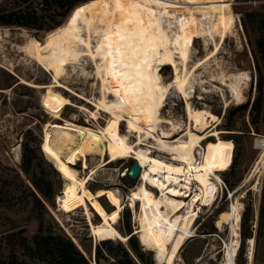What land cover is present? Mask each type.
<instances>
[{
  "label": "bare ground",
  "instance_id": "obj_1",
  "mask_svg": "<svg viewBox=\"0 0 264 264\" xmlns=\"http://www.w3.org/2000/svg\"><path fill=\"white\" fill-rule=\"evenodd\" d=\"M108 1L110 7L106 15L97 13L88 15L82 18L83 20L72 16L60 27L48 32L44 43L30 39L22 47L26 56L39 66L47 65L44 60L54 48L58 51L54 62L47 61L48 66L54 70L52 84L27 85L49 90L42 99V107L52 115L54 121L59 120L60 112L66 108L68 102L53 88L61 87L59 80L68 66L71 68L81 59H86L94 67V75L104 90L108 88L116 97L129 99L135 117L126 119L127 125L130 132L139 133V146L135 147L128 141L127 135L120 133L124 116L119 110L108 105L104 94L94 104L99 111L110 114L104 131L107 139V161L90 169L85 177L73 166L72 159L86 144L89 132L95 131L88 126L55 128V141L49 142L46 134L40 147L41 152L64 181V187L56 198L59 211L71 214L82 208L95 240L100 237L110 241L118 239L120 242H127L128 236L122 235L115 227L123 209L122 199L115 185L117 180L102 178V172L110 171L108 167L119 160L132 158L138 162L141 174L137 181L140 184L129 196L132 207L136 201L140 204L137 221L139 227L135 233L139 235L144 249L154 253L156 264H176L187 240L194 237L192 226L197 214L203 206L214 203L219 184L222 183L219 173L231 168L234 153V142L221 137L224 131L213 127L199 134L193 129L194 123L198 124L193 106V93L198 84L196 72L205 64L202 60L189 67L193 41L202 37L207 44L209 39L215 42V36L219 37L214 50L206 57L207 62L209 58L219 54L221 43L233 32L235 15L230 0ZM82 4H99V1ZM170 66L174 68V77L164 91L171 87L176 94L181 95L186 103L187 121L184 125L168 117L158 116L153 124L151 122L150 128L140 111L146 106L150 96L163 89L164 82L159 71L162 67ZM210 78L218 80L228 89L230 100L226 101V109L229 107V101L238 104L246 101V87L249 86L248 81L251 78L247 74L235 75L221 71L212 74ZM92 116L97 119L96 114ZM163 124L169 128L165 130ZM52 125L49 123L47 127ZM141 134L145 139H153L156 143L154 150H159L164 156H170V162L152 155L153 152L149 151L152 148L150 142H147L150 146L146 144L148 148L144 149ZM209 138L215 140L208 142L200 154L201 162L197 163V151L201 150L202 143ZM255 148L260 154L238 189L249 185L251 191L258 194L264 175V138L256 139ZM20 158L17 154L15 161H20ZM97 172L102 173L100 183L106 184L108 188L93 194L88 190L87 184L94 181ZM155 189H158L159 196H155ZM238 189L230 191V197H233ZM103 196L113 207L111 211H107L99 202V198ZM185 207L187 210L185 209L183 214ZM242 211L240 203L232 204V241L226 243L224 264H236ZM93 214L100 219L98 225L93 223ZM254 246V240H249L247 264H253ZM77 247L85 253L80 244H77ZM92 264L95 263L92 261Z\"/></svg>",
  "mask_w": 264,
  "mask_h": 264
},
{
  "label": "rangeland",
  "instance_id": "obj_2",
  "mask_svg": "<svg viewBox=\"0 0 264 264\" xmlns=\"http://www.w3.org/2000/svg\"><path fill=\"white\" fill-rule=\"evenodd\" d=\"M98 1L99 4H86L85 6L79 4L76 7L77 10L75 8L68 18L78 16L83 20L82 18L97 13L106 15L110 7L109 1ZM118 1L123 2L124 0ZM230 1L235 15L233 32L221 43L219 54L209 58L207 62L205 61L206 57L214 50L215 43L219 42V37L215 36V42L208 38L207 44L204 38H195L189 67L202 60L205 62L196 72L198 84L195 93H193V106L197 113L198 124L194 123L193 129L199 134L209 131L213 127L224 131L221 137L234 142V165L226 172L219 173L222 183L219 184L216 199L209 206H203L197 214L192 226L194 237L187 240L176 264H224L226 243L232 241L230 212L232 204L236 202L243 207L242 216L248 209L252 213L244 231L248 235L247 239H243L240 225V245L236 264H247L249 240H254L255 245L253 264H264V219L260 217L261 205L264 201V175L261 180L260 193L251 191L249 185L238 189L260 154V151L255 148L256 139L264 138V102L261 116L256 125L253 124V115L251 114L253 102L259 93L257 84L261 78H263L264 96V0ZM78 12L81 15H78ZM46 38L47 34L42 35L35 30L18 27L0 28V258L9 261L14 256L18 263L46 264L36 257H29L22 249L14 250L7 244L9 234L20 232L27 239L29 246L33 248L35 237L42 231L44 234L70 239L76 246L80 244L87 258L92 261L95 246L105 239L99 237L95 240L82 208L71 214H63L59 211L56 198L64 187V181L44 158L40 148L41 144L46 134L49 142L55 141L54 136L57 128L65 129L71 125L80 128L88 126L95 131L89 132L86 144L72 159L73 166L82 177H85L90 169L107 161V139L104 131L110 114L99 111L94 104L104 94L108 105L112 109L119 110L118 112L124 116V120L121 121L120 133L127 135L128 141L135 147L139 146L140 135L136 131L130 132L128 129L126 119L135 117L129 99L116 97L108 88L104 90L101 82L94 75V67L86 59H81L79 63L73 65L74 67L66 68L65 74L59 80L61 87L54 84L56 87L53 90L60 93L68 104L60 112L61 119L55 121L52 119V115L42 107V99L49 90L44 87L37 89L27 84L38 86L52 84L54 70L50 65L48 66L47 61L54 62L58 51L54 48L52 53L47 56L48 58L44 60L47 65L39 66L28 58L22 49L30 39L42 44ZM221 71L235 75L245 73L249 78L251 77L248 81L250 82L249 86L246 87L247 99L244 103L238 104L229 101V107L226 109V101L230 100L228 89L222 86L218 80L210 78L212 74ZM159 72L164 82L163 89L156 91L148 98V103L140 111L141 116L150 128H152L155 117L158 116L168 117L185 125L187 112L184 99L182 100L181 95L176 94L171 87L164 91V88L170 85L174 77V68L172 66L162 67ZM98 112L99 114H97ZM93 114L97 115V119L93 118ZM49 123L53 125L47 127ZM162 127L165 130L169 128L165 124ZM158 132L161 134L160 130ZM143 138L141 142L144 149L151 145L152 148L149 151L153 152L152 155L170 162V156H164L160 154L159 150H154L156 143L153 139H145L144 136ZM214 140V138H209L202 143L201 150L197 151V163L201 162L200 154L203 153L208 142ZM147 142H150V145ZM25 144L39 151L42 167L56 193L53 201L47 204V210L42 213L33 207L31 195L27 189V186H30L29 178L21 170ZM17 154L21 157L20 161H15ZM132 163V158L114 162L108 167L111 172L105 171L102 172L103 174L97 172L94 181L87 184L88 190L96 194L108 188L106 184L100 183L101 174L102 178L117 180L115 185L118 187L123 209L115 227L124 236H127L125 233L127 214L130 216L129 223L134 235L139 227L137 221L140 204L136 201L132 207L129 201V196L140 184L139 181H132L128 176L127 172ZM123 172L126 175H123ZM224 177L230 182L231 188L225 182ZM237 189L238 191L234 193L233 197H230L229 192H234ZM153 191L155 196L160 195L158 189ZM99 202L107 211L113 209L106 197L99 198ZM195 207L198 211L196 205ZM185 209L186 207L182 210L183 214L187 210ZM92 219L95 225L100 223V219L95 214ZM211 223H213L214 230L209 229ZM135 236L140 247L146 253L147 264H156L154 253L146 251L141 244L139 235ZM112 241L115 245L121 243L125 248L128 247L127 242H120L118 239H112Z\"/></svg>",
  "mask_w": 264,
  "mask_h": 264
},
{
  "label": "trees",
  "instance_id": "obj_3",
  "mask_svg": "<svg viewBox=\"0 0 264 264\" xmlns=\"http://www.w3.org/2000/svg\"><path fill=\"white\" fill-rule=\"evenodd\" d=\"M89 1L96 0H0V28L18 27L35 30L44 35L60 27L79 4ZM257 88L259 93L251 110L254 125L261 116L264 102L263 78L260 79ZM22 159L21 170L29 178L30 186H27V189L31 195L33 207L39 213L45 212L47 204L53 201L56 193L42 167L39 151L25 144ZM224 179L231 188L227 178L224 177ZM251 216L250 209L242 216L243 239L248 238L244 231ZM260 217L264 219V201L261 205ZM129 218L127 214L125 233L128 236V247L125 248L121 243L115 245L110 240H102L95 246V264H147L146 253L133 234ZM209 227L210 230H214L213 223ZM7 244L14 250L22 249L29 257H36L46 264H92L91 259L86 258L70 239L44 234L42 231L35 237L33 248L29 246L27 239L20 232L9 234ZM0 264L24 263H18L13 256L9 261L0 258Z\"/></svg>",
  "mask_w": 264,
  "mask_h": 264
},
{
  "label": "water",
  "instance_id": "obj_4",
  "mask_svg": "<svg viewBox=\"0 0 264 264\" xmlns=\"http://www.w3.org/2000/svg\"><path fill=\"white\" fill-rule=\"evenodd\" d=\"M127 173H128V176L131 178L132 181H137L138 178H139V176H140V174H141V168H140L138 162L133 161L132 166L130 167V169L128 170ZM123 175H126V173L123 172ZM83 255L87 258V256L85 255V253H83ZM92 261L95 263V256L94 255L92 257Z\"/></svg>",
  "mask_w": 264,
  "mask_h": 264
},
{
  "label": "built area",
  "instance_id": "obj_5",
  "mask_svg": "<svg viewBox=\"0 0 264 264\" xmlns=\"http://www.w3.org/2000/svg\"><path fill=\"white\" fill-rule=\"evenodd\" d=\"M248 262V261H247Z\"/></svg>",
  "mask_w": 264,
  "mask_h": 264
}]
</instances>
